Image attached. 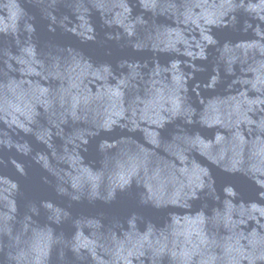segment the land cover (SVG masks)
<instances>
[{
  "label": "water",
  "instance_id": "1",
  "mask_svg": "<svg viewBox=\"0 0 264 264\" xmlns=\"http://www.w3.org/2000/svg\"><path fill=\"white\" fill-rule=\"evenodd\" d=\"M0 264H264V0H0Z\"/></svg>",
  "mask_w": 264,
  "mask_h": 264
}]
</instances>
